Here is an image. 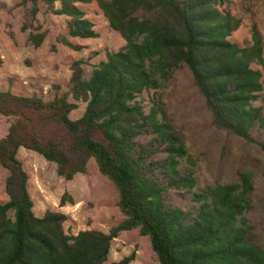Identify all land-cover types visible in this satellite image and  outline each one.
I'll use <instances>...</instances> for the list:
<instances>
[{
  "label": "trees",
  "instance_id": "trees-1",
  "mask_svg": "<svg viewBox=\"0 0 264 264\" xmlns=\"http://www.w3.org/2000/svg\"><path fill=\"white\" fill-rule=\"evenodd\" d=\"M39 2L69 17V36L96 38L93 23L76 6L95 2L125 45L106 52L87 79L84 61H73L67 93L58 95L54 86L52 100L0 91V115L12 118L0 138V166L8 172V199L0 203V264H129L135 251L106 262L111 240L133 229L148 237L159 264H264L261 231L244 217L253 209V173L240 171L234 181L195 190L194 172L181 166L184 159L195 163L156 91L181 73L188 75L210 125L264 154V114L252 105L262 91L261 73L251 67L263 64L258 30L252 29L250 45L231 42L228 36L240 20L221 12L219 0H22L30 7L21 29H30L34 48L46 36L36 18ZM55 2L59 8H53ZM60 41L81 48L63 36ZM148 89L155 98L145 112L135 99ZM78 101L86 103L84 112L71 119ZM20 147L55 163L57 175L67 181L86 174L92 158L117 190L122 221L107 233L90 229L69 235L64 213L36 216L28 176L17 158ZM66 202L73 200L64 192L60 205Z\"/></svg>",
  "mask_w": 264,
  "mask_h": 264
},
{
  "label": "rangeland",
  "instance_id": "rangeland-1",
  "mask_svg": "<svg viewBox=\"0 0 264 264\" xmlns=\"http://www.w3.org/2000/svg\"><path fill=\"white\" fill-rule=\"evenodd\" d=\"M22 0H0V91H9L23 96H36L44 101L67 93L71 75L70 64L83 60V77L89 78L92 70L106 59V52L117 51L125 45L124 39L113 30L107 18L95 2L76 3L85 12V18L93 23L98 34L96 38H80L68 35L69 17L51 12V7L39 2L36 18L39 31L46 36L37 48L28 41L30 29L23 31L25 12L30 4ZM55 2L53 8H59ZM221 12H229L240 20L239 26L230 33L228 39L243 47L251 44L252 29L261 35L263 43V64L252 63L251 67L261 73L262 91L252 102L264 114V4L261 0H219ZM32 28V32H36ZM65 37L79 50L71 49L61 43ZM166 100L168 114L181 130L188 155L195 164L182 160L183 168L192 169L197 180V191L215 182L234 181L240 171H251L253 209L244 214L248 224L256 225L261 231L260 243L264 246V154L252 144H246L235 137L210 125L204 101L190 85L188 75L180 74L166 89H156ZM155 98L154 89L144 90L136 96L145 112L149 111ZM69 101L73 99L68 96ZM85 102L78 101L77 108L70 112L71 119L79 118L85 109ZM11 117L0 115V138L7 133ZM17 158L27 173V190L32 199L34 214L42 217L47 210L59 211L66 215L63 230L75 235L81 230H99L107 233L122 221L123 215L117 207L118 195L113 184L102 175L91 158L87 163V173H78L67 181L57 175L56 164L44 159L38 153L20 147ZM7 170L0 166V203L7 201L4 179ZM67 192L73 202L60 205V198ZM263 232V233H262ZM135 251L129 264H159L151 249L147 236H141L138 229L122 231L110 242L106 263L118 261Z\"/></svg>",
  "mask_w": 264,
  "mask_h": 264
}]
</instances>
